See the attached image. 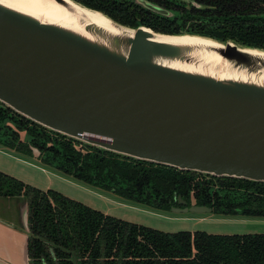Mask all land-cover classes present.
Returning <instances> with one entry per match:
<instances>
[{"label": "water", "instance_id": "1", "mask_svg": "<svg viewBox=\"0 0 264 264\" xmlns=\"http://www.w3.org/2000/svg\"><path fill=\"white\" fill-rule=\"evenodd\" d=\"M55 1L73 12L66 0ZM71 1L103 14L110 27L79 14V30L0 0V102L45 128L107 151L183 171L264 182V49L132 27ZM135 1L174 16L157 3ZM186 34L218 43L221 57L256 78L176 66L199 58L190 46L158 36ZM171 212L212 208L192 204Z\"/></svg>", "mask_w": 264, "mask_h": 264}, {"label": "trees", "instance_id": "2", "mask_svg": "<svg viewBox=\"0 0 264 264\" xmlns=\"http://www.w3.org/2000/svg\"><path fill=\"white\" fill-rule=\"evenodd\" d=\"M125 25L198 34L264 49V0H75ZM25 134L26 138H22ZM0 145L138 205L171 212L184 200L228 218H264V182L217 177L135 159L45 128L0 102ZM38 154H35L34 150ZM0 197L28 204L32 264H264V233L165 232L106 214L0 171ZM183 206V205H182Z\"/></svg>", "mask_w": 264, "mask_h": 264}, {"label": "rangeland", "instance_id": "3", "mask_svg": "<svg viewBox=\"0 0 264 264\" xmlns=\"http://www.w3.org/2000/svg\"><path fill=\"white\" fill-rule=\"evenodd\" d=\"M0 171L18 178L32 187L43 191H57L106 214L165 232L185 230L217 234L264 233V218H228L211 212L159 211L132 203L100 188L77 181L46 167L36 158L2 145H0ZM3 215L10 217L8 214Z\"/></svg>", "mask_w": 264, "mask_h": 264}, {"label": "bare ground", "instance_id": "4", "mask_svg": "<svg viewBox=\"0 0 264 264\" xmlns=\"http://www.w3.org/2000/svg\"><path fill=\"white\" fill-rule=\"evenodd\" d=\"M11 6L40 16L44 20L62 23L75 29L83 30L80 22V16L86 15L87 22H92L103 27H110L108 19L99 12H94L81 7L80 5L66 0L69 6H72L73 12L55 0H1ZM160 40L182 43L192 48V55L199 58V63L181 64L175 63L176 66L186 69H197L202 72H208L221 77H242L255 79L246 71L235 67L231 62L224 59L216 51L220 45L213 40L200 36L186 34L182 37L158 36ZM250 53L256 55L255 51ZM198 64V65H197Z\"/></svg>", "mask_w": 264, "mask_h": 264}, {"label": "crops", "instance_id": "5", "mask_svg": "<svg viewBox=\"0 0 264 264\" xmlns=\"http://www.w3.org/2000/svg\"><path fill=\"white\" fill-rule=\"evenodd\" d=\"M0 210V264H32L26 200L0 197Z\"/></svg>", "mask_w": 264, "mask_h": 264}, {"label": "flooded vegetation", "instance_id": "6", "mask_svg": "<svg viewBox=\"0 0 264 264\" xmlns=\"http://www.w3.org/2000/svg\"><path fill=\"white\" fill-rule=\"evenodd\" d=\"M22 138H26L25 134L23 136H21ZM183 205V206H182ZM187 206V203L186 204H182L180 206H175V207H186ZM203 206V205H202ZM212 213V212H211Z\"/></svg>", "mask_w": 264, "mask_h": 264}]
</instances>
